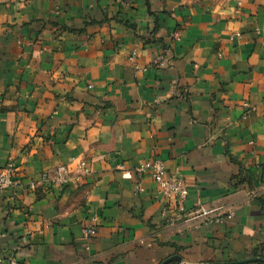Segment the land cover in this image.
<instances>
[{"label": "crops", "instance_id": "1", "mask_svg": "<svg viewBox=\"0 0 264 264\" xmlns=\"http://www.w3.org/2000/svg\"><path fill=\"white\" fill-rule=\"evenodd\" d=\"M154 159L181 174L188 208L234 215L180 217L135 172ZM79 161L91 170L82 180ZM8 163L1 264L264 259V0H0ZM61 165L73 168L69 186L42 180Z\"/></svg>", "mask_w": 264, "mask_h": 264}, {"label": "built area", "instance_id": "2", "mask_svg": "<svg viewBox=\"0 0 264 264\" xmlns=\"http://www.w3.org/2000/svg\"><path fill=\"white\" fill-rule=\"evenodd\" d=\"M116 3L120 7H128L132 3V0H116ZM128 60L135 66L136 70H141L135 53H133ZM155 65L158 68H163L166 66V63L165 60L159 58ZM76 167L80 171L77 177L78 180H82L91 175V170L86 162L79 161ZM135 172L139 177L143 179L147 178L155 184L156 194L168 200L176 210V214H179L180 217H185L187 221L197 222L198 226L212 222L220 224L223 223L225 218H231L234 215L232 212H228L227 215H225L221 212V208L209 209L201 203L195 207L188 208L189 199L192 197L190 189L185 184L179 172L170 173L166 169L165 163L159 159H154L142 164L139 168L135 169ZM15 177L16 167L14 164L8 163L4 168L0 169V195L4 192L11 191L15 187ZM72 178L73 168L62 165L54 170L52 176L48 173L42 175V180L51 181L53 186L59 189L69 186ZM29 188L34 191L38 188V184L32 183ZM139 191H142L141 187H139ZM83 234L86 238H94L97 235V230L94 225L88 223L83 228ZM8 262L10 264H17L14 257H9Z\"/></svg>", "mask_w": 264, "mask_h": 264}, {"label": "water", "instance_id": "3", "mask_svg": "<svg viewBox=\"0 0 264 264\" xmlns=\"http://www.w3.org/2000/svg\"><path fill=\"white\" fill-rule=\"evenodd\" d=\"M255 260H258V261H264V259H259V258H254L252 260H249V261H255ZM249 261H243V262H239V263H233V264H243V263H246V262H249ZM172 262H178L180 264H185L182 262V259L181 257L179 256H174L172 258H169L168 260H166L165 262H163L162 264H170Z\"/></svg>", "mask_w": 264, "mask_h": 264}]
</instances>
